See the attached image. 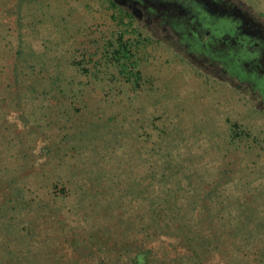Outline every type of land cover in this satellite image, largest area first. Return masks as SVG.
<instances>
[{
  "label": "rangeland",
  "instance_id": "obj_1",
  "mask_svg": "<svg viewBox=\"0 0 264 264\" xmlns=\"http://www.w3.org/2000/svg\"><path fill=\"white\" fill-rule=\"evenodd\" d=\"M123 1L0 0V264H264V82Z\"/></svg>",
  "mask_w": 264,
  "mask_h": 264
},
{
  "label": "flooded vegetation",
  "instance_id": "obj_2",
  "mask_svg": "<svg viewBox=\"0 0 264 264\" xmlns=\"http://www.w3.org/2000/svg\"><path fill=\"white\" fill-rule=\"evenodd\" d=\"M144 1L147 0H124L123 3ZM148 1L159 6L173 21L193 22L191 33L207 38L212 45L209 49L212 47L225 56L235 55L240 67H251L257 79L264 82V26L249 11L232 0ZM205 23L209 28L202 35L200 29Z\"/></svg>",
  "mask_w": 264,
  "mask_h": 264
},
{
  "label": "trees",
  "instance_id": "obj_3",
  "mask_svg": "<svg viewBox=\"0 0 264 264\" xmlns=\"http://www.w3.org/2000/svg\"><path fill=\"white\" fill-rule=\"evenodd\" d=\"M122 46V52H123V54L126 52V51H129V48H127V45H126V43L124 44V45H121ZM126 50V51H125ZM120 51V50H119ZM118 51V52H119ZM120 53V52H119Z\"/></svg>",
  "mask_w": 264,
  "mask_h": 264
}]
</instances>
